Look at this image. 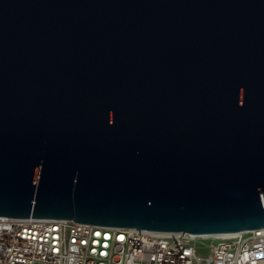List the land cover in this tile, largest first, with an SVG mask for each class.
Returning a JSON list of instances; mask_svg holds the SVG:
<instances>
[{
    "label": "water",
    "instance_id": "water-1",
    "mask_svg": "<svg viewBox=\"0 0 264 264\" xmlns=\"http://www.w3.org/2000/svg\"><path fill=\"white\" fill-rule=\"evenodd\" d=\"M0 217L264 228V0H0Z\"/></svg>",
    "mask_w": 264,
    "mask_h": 264
},
{
    "label": "built area",
    "instance_id": "built-area-1",
    "mask_svg": "<svg viewBox=\"0 0 264 264\" xmlns=\"http://www.w3.org/2000/svg\"><path fill=\"white\" fill-rule=\"evenodd\" d=\"M138 232L72 220L0 217V264H264V228L218 238Z\"/></svg>",
    "mask_w": 264,
    "mask_h": 264
},
{
    "label": "rangeland",
    "instance_id": "rangeland-1",
    "mask_svg": "<svg viewBox=\"0 0 264 264\" xmlns=\"http://www.w3.org/2000/svg\"><path fill=\"white\" fill-rule=\"evenodd\" d=\"M207 242H208V243H210L211 241H210V240H208ZM201 254L205 255V254H206V251H202V253H201Z\"/></svg>",
    "mask_w": 264,
    "mask_h": 264
},
{
    "label": "bare ground",
    "instance_id": "bare-ground-1",
    "mask_svg": "<svg viewBox=\"0 0 264 264\" xmlns=\"http://www.w3.org/2000/svg\"><path fill=\"white\" fill-rule=\"evenodd\" d=\"M215 238H218V237H225V236H214Z\"/></svg>",
    "mask_w": 264,
    "mask_h": 264
}]
</instances>
